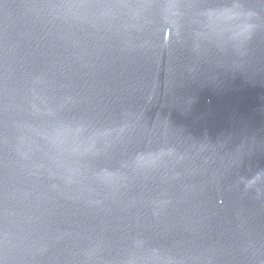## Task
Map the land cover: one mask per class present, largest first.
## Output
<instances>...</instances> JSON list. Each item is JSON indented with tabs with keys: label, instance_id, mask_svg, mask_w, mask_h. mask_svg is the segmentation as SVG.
<instances>
[{
	"label": "water",
	"instance_id": "water-1",
	"mask_svg": "<svg viewBox=\"0 0 264 264\" xmlns=\"http://www.w3.org/2000/svg\"><path fill=\"white\" fill-rule=\"evenodd\" d=\"M0 264H264V0H0Z\"/></svg>",
	"mask_w": 264,
	"mask_h": 264
}]
</instances>
